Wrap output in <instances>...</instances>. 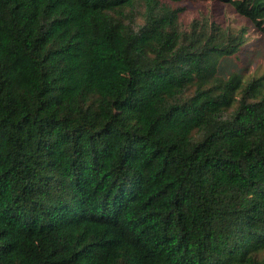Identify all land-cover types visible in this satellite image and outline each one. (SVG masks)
Segmentation results:
<instances>
[{"label":"trees","instance_id":"16d2710c","mask_svg":"<svg viewBox=\"0 0 264 264\" xmlns=\"http://www.w3.org/2000/svg\"><path fill=\"white\" fill-rule=\"evenodd\" d=\"M166 1L0 0V264H264V75Z\"/></svg>","mask_w":264,"mask_h":264},{"label":"rangeland","instance_id":"374dc122","mask_svg":"<svg viewBox=\"0 0 264 264\" xmlns=\"http://www.w3.org/2000/svg\"><path fill=\"white\" fill-rule=\"evenodd\" d=\"M171 9H181L178 21L181 30H191L193 22L206 26L213 25L243 37L239 51L221 61L219 73L229 76L234 71L243 74L245 83L254 77L264 75V32L248 17L239 13L232 4L221 0L166 1ZM214 26V27H215ZM212 30V29H211Z\"/></svg>","mask_w":264,"mask_h":264}]
</instances>
